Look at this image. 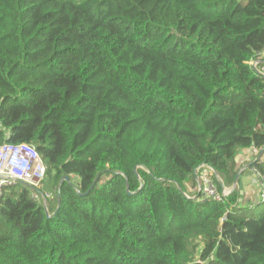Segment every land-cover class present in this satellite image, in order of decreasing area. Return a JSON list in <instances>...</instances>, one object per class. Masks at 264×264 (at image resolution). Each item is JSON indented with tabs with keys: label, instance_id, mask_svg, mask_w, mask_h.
I'll use <instances>...</instances> for the list:
<instances>
[{
	"label": "trees",
	"instance_id": "trees-1",
	"mask_svg": "<svg viewBox=\"0 0 264 264\" xmlns=\"http://www.w3.org/2000/svg\"><path fill=\"white\" fill-rule=\"evenodd\" d=\"M263 50L264 0H0V145L55 191L2 187L0 264H264Z\"/></svg>",
	"mask_w": 264,
	"mask_h": 264
},
{
	"label": "built area",
	"instance_id": "built-area-1",
	"mask_svg": "<svg viewBox=\"0 0 264 264\" xmlns=\"http://www.w3.org/2000/svg\"><path fill=\"white\" fill-rule=\"evenodd\" d=\"M264 53V50H263ZM264 73V67L262 68ZM257 174L261 187L260 198L264 199V188L262 187V178ZM46 166L36 149L28 143H2L0 145V194L4 186L15 183L16 180L23 181L29 186L39 188L41 181L45 177ZM197 191L205 197L221 200V195L217 190L213 180L214 171L211 167L202 166L197 170ZM228 194L222 192V195ZM43 197L50 198L51 194L44 192ZM34 198L37 196L34 195Z\"/></svg>",
	"mask_w": 264,
	"mask_h": 264
},
{
	"label": "rangeland",
	"instance_id": "rangeland-1",
	"mask_svg": "<svg viewBox=\"0 0 264 264\" xmlns=\"http://www.w3.org/2000/svg\"><path fill=\"white\" fill-rule=\"evenodd\" d=\"M262 157H264V155ZM241 162H243V159L241 160ZM245 173H247V174H245ZM245 173L240 175V179H239L240 180L239 189L244 190V191L249 189L251 187V185H254V183L252 182L253 177H250V176H252L251 175L252 174V170H248ZM256 176H258V175L256 174ZM244 177H248L249 181H247V179L244 178ZM244 180H246L247 182L244 183ZM40 188L42 190H46V191L50 192L52 194L51 195V198H52L51 200H53L55 191H54V189H53L51 184H48V183L40 184ZM185 188H186L185 189L186 191H197V185L195 187H191L190 189H189L188 186H186ZM229 190L230 189L227 188V189L224 190V192L227 193V192H229ZM239 200L240 201L244 200V202H245L244 206H247V208H248V209L246 208L247 214L257 217L259 214L264 213V199L262 200L260 198L255 203H251V204L247 205L246 201L244 199V194H242V196H240ZM258 202H259V204H258Z\"/></svg>",
	"mask_w": 264,
	"mask_h": 264
},
{
	"label": "crops",
	"instance_id": "crops-1",
	"mask_svg": "<svg viewBox=\"0 0 264 264\" xmlns=\"http://www.w3.org/2000/svg\"><path fill=\"white\" fill-rule=\"evenodd\" d=\"M264 56V53L262 54ZM258 152H251V150L245 151V152H241V154L238 156L237 158V163H238V168L239 166L244 163H248L249 161H252L253 159H255V157L257 156ZM243 159L244 162H241V160ZM247 174V173H246ZM252 182L254 183V185H251V187L249 189H247L246 191L241 190L240 194H244V199L246 201V203L251 204V203H255L256 201H258L260 199V184H259V180L256 176V174H254V171L252 170ZM247 179V181H249L248 177H244ZM246 180H244V183L247 182ZM242 183V182H241ZM190 189V188H189ZM227 189V188H226Z\"/></svg>",
	"mask_w": 264,
	"mask_h": 264
},
{
	"label": "water",
	"instance_id": "water-1",
	"mask_svg": "<svg viewBox=\"0 0 264 264\" xmlns=\"http://www.w3.org/2000/svg\"><path fill=\"white\" fill-rule=\"evenodd\" d=\"M263 150H260L257 154V156L255 157V159H253L252 161H249L246 165H244L243 167H241L240 169H238L237 171V174H236V177L234 179V182H233V185L231 187V189H234L235 186L237 185L238 181H239V175H240V172L245 170L246 168L250 167L253 163H255L257 160H259L263 154ZM251 152H253V150H251ZM237 161V159H236ZM66 180L68 179V177H64ZM196 178H197V175H196ZM15 183H20V184H23V185H26V186H29L27 183L23 182V181H20V180H16ZM221 183V182H220ZM223 190H225V188H223ZM230 192V191H229ZM228 192V193H229ZM58 207H59V197H58Z\"/></svg>",
	"mask_w": 264,
	"mask_h": 264
}]
</instances>
